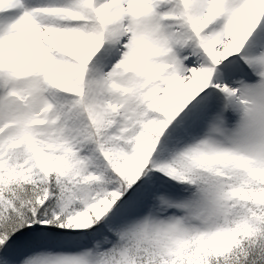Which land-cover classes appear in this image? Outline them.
I'll list each match as a JSON object with an SVG mask.
<instances>
[{"label":"snow or ice","instance_id":"obj_1","mask_svg":"<svg viewBox=\"0 0 264 264\" xmlns=\"http://www.w3.org/2000/svg\"><path fill=\"white\" fill-rule=\"evenodd\" d=\"M0 264H264V0H0Z\"/></svg>","mask_w":264,"mask_h":264}]
</instances>
